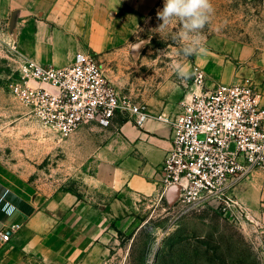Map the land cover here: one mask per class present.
<instances>
[{"label":"rangeland","instance_id":"374dc122","mask_svg":"<svg viewBox=\"0 0 264 264\" xmlns=\"http://www.w3.org/2000/svg\"><path fill=\"white\" fill-rule=\"evenodd\" d=\"M116 1L0 0V166L19 178V196L34 208L60 192L92 194L81 176L76 177L75 132L66 138L57 136L16 97V86L53 90L33 79L24 69L27 64L61 69L78 55H94L115 89L145 106L160 83L185 82L174 66L181 64L191 72L198 56L179 54L188 43L178 38L179 19L160 27L157 12L164 0H122L119 8ZM134 2L146 3V14L138 15ZM98 4L114 12L105 18ZM211 4L213 11L201 33L204 48L226 43L264 51V0H211ZM77 154L80 158V150ZM237 205L227 208L209 201L180 212L176 204L153 196L131 202L130 213L115 217L108 230L90 243L81 241L80 226L66 216L58 221L57 232H44L34 240L44 246L43 256H28L29 263L22 257L21 262L264 264V225ZM22 222L20 216L14 230Z\"/></svg>","mask_w":264,"mask_h":264},{"label":"crops","instance_id":"0c3cea01","mask_svg":"<svg viewBox=\"0 0 264 264\" xmlns=\"http://www.w3.org/2000/svg\"><path fill=\"white\" fill-rule=\"evenodd\" d=\"M142 2L132 4L138 15L147 11L148 5ZM121 3L123 1L118 0L115 6L122 7ZM96 7L105 18L109 12H114L105 4ZM205 49V53L193 58L190 73L196 66L209 81L197 85L192 77L181 84L175 81L160 83L144 102L150 117L141 125H136L131 118L115 116L107 128L88 124L76 130V177L81 176L91 197L82 193L80 196V192L79 196L60 192L34 208L20 198L19 178L0 166V231L7 236L5 240L0 239V264H24L22 257L29 263L28 256H43L44 246L41 242L37 246L34 240L44 232H57L58 221L66 216L73 217L74 224L80 226L81 241L90 243L91 238L94 240L99 233L108 230L115 217L129 214L131 202L136 204L158 196V169L171 146V129L169 124L155 117L173 116L194 95L216 84L230 85L245 78L253 81L264 102V51L235 48L226 43H210ZM255 172L233 195L253 220L264 225V171ZM177 194L178 191L172 189L162 200L172 204ZM19 215L23 219L22 227L13 230ZM47 223L53 227L45 228Z\"/></svg>","mask_w":264,"mask_h":264},{"label":"built area","instance_id":"2783aa9c","mask_svg":"<svg viewBox=\"0 0 264 264\" xmlns=\"http://www.w3.org/2000/svg\"><path fill=\"white\" fill-rule=\"evenodd\" d=\"M24 69L53 90L16 86V97L61 138L83 125L107 128L115 116L131 118L136 125L150 117L144 105L115 89L94 55H78L61 69L33 64ZM192 77L197 85L206 79L196 66ZM155 119L171 129V146L158 169V197L176 189L174 204L180 212L209 201L238 206L232 198L235 189L255 171H264V102L248 78L216 84L194 95L175 115ZM0 239H7L4 232Z\"/></svg>","mask_w":264,"mask_h":264},{"label":"clouds","instance_id":"9594fccd","mask_svg":"<svg viewBox=\"0 0 264 264\" xmlns=\"http://www.w3.org/2000/svg\"><path fill=\"white\" fill-rule=\"evenodd\" d=\"M212 11L211 0H164L163 8L158 10L157 17L162 21L160 27L166 26L174 18L179 19L182 31L178 38L188 41L179 54L187 58L205 53L201 33ZM174 68L179 79L192 78V74L185 70L183 65L177 64Z\"/></svg>","mask_w":264,"mask_h":264},{"label":"water","instance_id":"95a60500","mask_svg":"<svg viewBox=\"0 0 264 264\" xmlns=\"http://www.w3.org/2000/svg\"><path fill=\"white\" fill-rule=\"evenodd\" d=\"M171 191V190H170ZM170 191H168V193L170 192ZM168 193L166 194V197H168ZM9 234V233H8Z\"/></svg>","mask_w":264,"mask_h":264}]
</instances>
